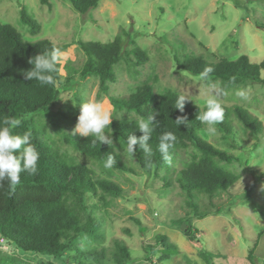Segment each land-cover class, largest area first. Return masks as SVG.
<instances>
[{"label":"rangeland","instance_id":"obj_1","mask_svg":"<svg viewBox=\"0 0 264 264\" xmlns=\"http://www.w3.org/2000/svg\"><path fill=\"white\" fill-rule=\"evenodd\" d=\"M48 1L49 5L40 0H0V22L15 27L23 40L47 38L63 45L61 52L65 55L58 61V99L48 111L33 116L34 124L52 155L83 164L123 189L121 197L107 195L94 210L101 223L102 238L80 241L77 247L82 251H102L103 264H114V241L120 240L129 249L130 264H155L157 253H151L149 260L145 246L154 245L155 235L162 233L176 251L163 264H208L199 254L200 247L183 234L186 226L183 230L177 226L176 219L187 217L189 208L177 186L167 187L160 180L167 170L143 171L127 147L113 137L114 151L132 170L105 168V162L73 146L70 139L82 137L73 134L78 121L60 115L61 111L92 101L111 109L113 119H135L134 113L117 109L112 98L127 97L147 82L156 95L173 90L201 108L216 93L222 105H238L261 120L263 133L259 138L251 136L233 115L234 129L229 134L222 133L216 125L215 132L202 125L200 136L238 157V161L226 167L239 179L228 192H220L211 199L196 195L200 206L211 200L218 206L210 209L220 206V213L211 212L202 219L188 217L201 247L215 256L211 264H264V83L230 86L219 79L207 81L180 69L175 61L189 55L208 61L235 59L242 53L252 62L262 60L264 29L256 23L264 22V0H100L85 14L76 12L68 0ZM22 9L39 23L36 34H31L21 22ZM117 34L123 37L126 53L114 65L116 80L103 91L97 76L82 78L78 73L85 60L79 41L107 42ZM135 46L147 55L143 63H137L129 52ZM239 90L245 91L246 98L236 94ZM194 152L192 148L179 150L170 162L172 169L180 168ZM253 181L256 183L245 193L244 188ZM93 257L84 264H101ZM70 258L71 254L64 255L62 260L24 254L0 238V264H62L64 260L63 264H77Z\"/></svg>","mask_w":264,"mask_h":264},{"label":"trees","instance_id":"obj_2","mask_svg":"<svg viewBox=\"0 0 264 264\" xmlns=\"http://www.w3.org/2000/svg\"><path fill=\"white\" fill-rule=\"evenodd\" d=\"M68 1L76 12L85 14L95 8L100 0ZM40 2L49 5L48 0ZM20 20L28 26L31 34L39 32L40 25L37 20L23 9L20 12ZM256 24L264 29V22ZM79 45L85 55L84 63L78 70L79 75L82 78L97 76L100 88L107 91L109 83L116 80L114 65L126 53L123 37L117 34L107 42L79 41ZM62 48V44H56L47 38L36 41L23 40L15 27L0 22V121L11 117L22 118L20 127L14 129L13 134L29 133L30 143L39 153L38 171L35 175L22 171L20 182L15 185L7 179L0 180V238L24 254L43 255L57 260L71 254L70 259L77 264H84L95 255L103 264L102 251H82L77 245L80 241L89 242L102 238L101 223L93 214L94 210L98 208V202L103 201L107 195L121 197L123 189L114 181L98 176L83 164L57 158L44 144L33 116L48 111L58 99L59 62L55 66L56 71L50 73L54 84H45L36 79L27 80L23 75L24 71L32 67L29 63L31 58L40 53L50 54L53 49ZM129 52L139 64L147 59L145 51L138 46L131 48ZM175 61L180 69L203 76L207 81L219 79L223 84L230 86L264 83L262 76L264 58L259 62H252L245 53L235 59L221 57L215 61H208L201 56L189 55L182 59L176 58ZM208 68L212 71L204 76ZM178 95L180 94L169 89L156 95L152 85L144 82L127 97L112 98V103L117 109L130 111L136 118H115L110 127L113 139L127 147L130 135L137 138L142 136L138 129L139 122L154 117L150 125L153 131L148 142L152 149L151 157L145 154L138 144L134 146L135 151L131 154L145 172L160 168L167 170L164 176H160V180L167 187L177 186L184 194L185 203L189 208L187 217L176 219L177 226L185 223L183 234L190 243L200 247V256L206 263L211 264L215 256L201 247L188 216L202 219L211 212L220 213V206L214 210L210 209L218 206L211 200L209 204L200 206L196 195H205L211 199L220 192H228L239 177L228 169L226 164L239 159L233 153L216 147L199 135L198 131L203 123L196 117L199 111L205 109V105L201 108L186 100L184 111L180 112L176 109ZM222 107L223 119L216 124L222 133L229 134L233 131L232 115L254 138H259L263 133L261 120L247 109L238 105ZM79 111V107H73L61 111L60 115L64 119L76 121ZM178 116L187 117L186 125L180 126L175 123ZM165 132H172L176 136V141L169 150L168 160H165L158 151L159 137ZM95 139V136H89L70 140L77 150L91 158L106 162L108 155H112L116 161L113 164L114 168L132 170L114 151L112 145L98 141L93 143ZM189 148L195 151L191 159L180 168L172 169L170 162L175 154L179 150ZM255 183L256 181H253L246 185L244 192L248 193ZM145 249L149 260L151 253H157L155 264H163L176 253L173 243L162 233L156 234L154 245H146ZM248 258L252 261L251 253L248 254ZM111 259L114 264L132 262L129 249L124 242L114 241ZM63 262L66 261H62V264Z\"/></svg>","mask_w":264,"mask_h":264},{"label":"clouds","instance_id":"obj_3","mask_svg":"<svg viewBox=\"0 0 264 264\" xmlns=\"http://www.w3.org/2000/svg\"><path fill=\"white\" fill-rule=\"evenodd\" d=\"M65 53L60 49H53L50 54L40 53L29 60L32 65L31 69L24 71L23 75L27 80H39L45 84H54L55 81L50 73L56 71V64L63 58ZM212 69H206L204 76H207ZM213 89L217 86L211 85ZM241 98H246L244 90H239L236 93ZM188 98L180 94L176 100V109L180 112L184 111L185 102ZM79 115L77 124L73 130V134H79L82 137L95 136L93 143L113 144L112 129L110 127L113 114L111 109L106 108L101 102L86 101L79 105ZM150 117L147 121L141 120L138 124V129L142 136L137 138L130 135L127 139V150L134 153L137 144L143 149L144 153L149 157L152 155V149L149 146V140L152 134V120ZM201 123L208 126L210 132H215V125L223 119V107L216 93L210 95L205 102V109L198 112L196 117ZM187 117L178 116L175 119L177 125H186ZM22 118H4L0 121V180L7 179L11 184L15 185L20 182V173L26 172L29 175H35L38 171L37 165L39 153L35 146L30 143V134L24 133L13 134V130L20 127ZM105 129H109L106 132ZM176 141V136L172 132H165L159 137L158 151L165 160L169 159V150L173 147ZM23 149L22 151H20ZM115 158L108 155L105 168H111L115 163ZM149 166L150 163H149Z\"/></svg>","mask_w":264,"mask_h":264},{"label":"water","instance_id":"obj_4","mask_svg":"<svg viewBox=\"0 0 264 264\" xmlns=\"http://www.w3.org/2000/svg\"><path fill=\"white\" fill-rule=\"evenodd\" d=\"M184 226H185V223H182V224L180 225V229L183 230Z\"/></svg>","mask_w":264,"mask_h":264},{"label":"built area","instance_id":"obj_5","mask_svg":"<svg viewBox=\"0 0 264 264\" xmlns=\"http://www.w3.org/2000/svg\"><path fill=\"white\" fill-rule=\"evenodd\" d=\"M3 240L1 239V242H2Z\"/></svg>","mask_w":264,"mask_h":264}]
</instances>
